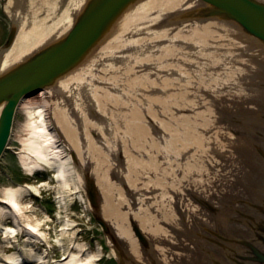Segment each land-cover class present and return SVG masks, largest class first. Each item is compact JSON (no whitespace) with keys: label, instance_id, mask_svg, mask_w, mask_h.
<instances>
[{"label":"water","instance_id":"95a60500","mask_svg":"<svg viewBox=\"0 0 264 264\" xmlns=\"http://www.w3.org/2000/svg\"><path fill=\"white\" fill-rule=\"evenodd\" d=\"M25 9L0 48L19 30L28 51L0 61V157L19 103L45 90L114 263L209 264L194 248L214 247L200 227L219 216L236 231L224 202L255 168L254 144L264 146V0Z\"/></svg>","mask_w":264,"mask_h":264},{"label":"rangeland","instance_id":"374dc122","mask_svg":"<svg viewBox=\"0 0 264 264\" xmlns=\"http://www.w3.org/2000/svg\"><path fill=\"white\" fill-rule=\"evenodd\" d=\"M8 17V14L0 8V47L4 43L7 29L10 25ZM43 96H46L45 92ZM28 98L30 97L26 99ZM26 121V112L21 102L15 114L11 138L8 143L9 149L0 159V196H3L6 190H15L25 184L39 187L40 193L38 196L28 194L24 192L25 190L21 192L20 202L24 219L37 223L40 232L45 236L43 245L37 242L36 246L39 245V251L47 255L49 264H55L53 260L63 259L66 256L62 255L65 252L64 248L58 247L57 239L59 238L60 242L65 244V247L69 246L71 251L69 254L76 253L78 252L77 249H81L79 256L83 258L95 255L93 258H96V260H92L93 264H115L109 253L110 250H113V247L108 236L102 232L91 214L84 187L76 191V194H72L73 186L79 184L78 175L70 174L69 183L71 185L65 188L60 187V192L63 190L62 194L65 197L64 204L61 205L55 201L57 200L56 195L58 193L56 192L59 188V183L51 177L52 173L39 170L30 172V174L26 169L27 167H25L26 165L22 164L23 162L19 156L21 154L20 151L24 149L22 139L26 137ZM64 148H66L65 152L69 153L67 147ZM72 164L74 165L73 162ZM72 177H75V179ZM42 184L45 185L43 186ZM81 192L84 199L79 197ZM25 206L30 210L26 211ZM1 208L0 226L11 225L10 220L5 217V211ZM64 227H67V229L63 230ZM27 237L28 235L24 231L19 230L18 234L11 239L17 243L20 239L25 240ZM1 239H3V234L0 233V252L2 254H11L16 251L12 246L6 247L7 244L5 242L3 244ZM33 259L30 258L28 261L23 259V264H38Z\"/></svg>","mask_w":264,"mask_h":264},{"label":"bare ground","instance_id":"6f19581e","mask_svg":"<svg viewBox=\"0 0 264 264\" xmlns=\"http://www.w3.org/2000/svg\"><path fill=\"white\" fill-rule=\"evenodd\" d=\"M5 10L12 21H14L8 2L5 4ZM27 53V48L19 31L12 46L0 57L2 66H7L19 60ZM38 93L22 101L26 112L27 132L26 137L22 139L24 149L20 151L19 157L23 162L22 164L26 165L25 167H27L26 169L29 173L39 170L52 173L51 177L59 183V188L56 192L58 193L56 195L57 202L63 205L65 197L62 192L64 191L60 192V189L69 187L71 185L69 183L70 176L73 173L76 175L77 172H75V165L72 164L70 153L65 152L66 148L64 147H67V145L50 104L46 96H43L44 91L40 94ZM72 178L75 179V177ZM77 179L79 181L78 177ZM78 183L73 186L72 194H76V191L82 189L80 181ZM42 185L44 186L45 184ZM23 191L28 194L39 195V187L25 184L15 190H6L3 196H0V207L5 211V217L10 220L11 224L6 227L0 226V233L3 234L1 241L3 244L4 242L7 244L6 247L12 246L16 250L11 254H2L0 252V264H23L24 260L28 261L30 258H34L33 260L37 261L38 264H49L46 254L39 251V245L36 246L37 242L43 245L45 236L40 232L37 223L25 220L23 217V209L20 202L21 192ZM79 195L80 199H84L82 192ZM25 207L26 211L30 210L27 209V206ZM66 229L67 227L63 228V230ZM19 230L24 231L28 237L25 240L20 239L19 242L15 243L11 238H14ZM57 243L59 248H64L65 252L62 255L66 256L63 259L53 260L55 264H93V261L96 260V258H93L95 255L88 256L87 258L79 256L81 249H77L78 252L76 253L69 254L71 252L69 246L65 247V244L60 242V238L57 239ZM20 260H22L21 263ZM63 260L65 261L62 262Z\"/></svg>","mask_w":264,"mask_h":264},{"label":"flooded vegetation","instance_id":"af4514ba","mask_svg":"<svg viewBox=\"0 0 264 264\" xmlns=\"http://www.w3.org/2000/svg\"><path fill=\"white\" fill-rule=\"evenodd\" d=\"M254 145L257 151L255 168L249 172V179L245 183L242 180L238 185L243 190L228 203L224 202V206L230 207L231 213H234L227 216L230 230L236 231L223 229L224 222L219 216V226L200 227V237L212 241L214 247L195 244L194 248L199 255L207 257L209 264H264V149ZM218 202L223 203L221 200Z\"/></svg>","mask_w":264,"mask_h":264}]
</instances>
